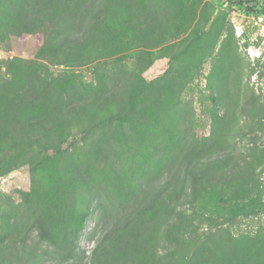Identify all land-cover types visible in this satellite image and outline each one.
I'll return each mask as SVG.
<instances>
[{
	"label": "rangeland",
	"instance_id": "374dc122",
	"mask_svg": "<svg viewBox=\"0 0 264 264\" xmlns=\"http://www.w3.org/2000/svg\"><path fill=\"white\" fill-rule=\"evenodd\" d=\"M126 1L139 12L131 32L147 15L156 20L147 42L122 46L84 65L43 61L53 76L75 75L65 99L95 106L96 118L74 129L60 149L44 152L46 170L33 173L25 164L0 176V233L19 222L16 251H7L0 264H75L52 258L54 246L31 225L36 198L44 192L60 195L77 210L91 203L94 211L80 240L81 264H90L103 235L98 228L102 202L123 210L122 202L111 200L121 195L129 208L141 206L149 186L163 182L183 151L215 140L223 150L237 151L231 165L240 169L224 178L241 180L218 187L203 206L187 203L189 198L175 205V217L183 210L192 221L188 229L175 228L192 237L183 242L191 244L190 255L176 264H220L226 257L228 264H264V13L252 10L263 9L264 0ZM61 38L49 32L0 38V76L5 79L15 69L8 61L25 65L37 59L43 45ZM143 53H150V62L139 70ZM134 79L141 91L131 107L123 93ZM156 233L150 248L157 249L162 264H174V244Z\"/></svg>",
	"mask_w": 264,
	"mask_h": 264
},
{
	"label": "trees",
	"instance_id": "16d2710c",
	"mask_svg": "<svg viewBox=\"0 0 264 264\" xmlns=\"http://www.w3.org/2000/svg\"><path fill=\"white\" fill-rule=\"evenodd\" d=\"M126 3V0L0 2L1 39L23 32H49V35L62 36L57 43L43 45L36 60L25 65L17 64L14 59L8 61L16 65L15 69L5 79L0 76V176L25 164H30L33 173L46 170L44 152L60 149L74 129L89 123L87 118L90 122L95 121V106L65 99L73 88L75 75L59 73L53 76L43 61L54 65H84L109 56L122 46L147 42L156 20L147 15L138 31L131 32L130 27L138 22L139 12L135 5ZM252 10L264 13V8ZM138 57V69H146L148 65L144 61L150 62V53ZM140 91V81H130L123 93L124 98L128 97L126 105L135 107ZM106 122L107 118L102 124ZM178 143L176 140L172 145L176 147ZM199 146L192 143L170 164L163 182L159 186L156 184L157 187H153L155 184L149 186V195L141 206L129 208L123 201L127 197L121 195H115L111 200L122 202L123 210H115L107 202L100 204L102 215L98 228L103 235L90 264H162L164 259H158L157 249L150 248L158 230L160 236L166 235L174 244L171 253L174 264L190 255L191 244L183 242H189L192 237L185 234L187 230L177 234L175 228L188 229L192 221L183 210L175 217V205L189 198L187 203L203 206L213 197L212 192L214 195L218 192L215 191L218 187L223 190L225 185L229 188L241 180L240 177L224 178V174L232 177L240 169L238 164L231 165L237 156L236 150H223L217 140L211 145L204 142L202 149ZM39 183L45 188L41 180ZM39 194L36 198L38 209L31 225L38 230L41 240L54 246L50 256L61 262L84 263L80 240L94 211L91 203L77 210L75 206H68L60 195ZM162 218L163 225L158 227ZM214 220L210 218L211 223ZM18 225L19 222H11L10 227L1 231L0 258L7 251L15 253L18 242L13 237ZM195 246L199 249L197 240ZM226 261L231 258L226 257L220 264H228Z\"/></svg>",
	"mask_w": 264,
	"mask_h": 264
}]
</instances>
